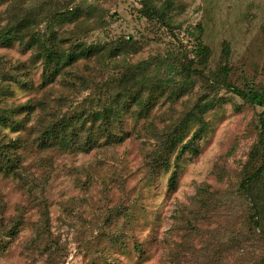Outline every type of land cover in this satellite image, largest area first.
<instances>
[{
    "label": "trees",
    "instance_id": "trees-1",
    "mask_svg": "<svg viewBox=\"0 0 264 264\" xmlns=\"http://www.w3.org/2000/svg\"><path fill=\"white\" fill-rule=\"evenodd\" d=\"M8 1L0 0V4ZM131 1L138 4L141 17L168 29L172 41L164 56L128 63L125 57L138 46L129 35L101 44L80 41L88 31L107 24L104 9L84 1L54 11L43 23L20 10L15 21L0 28L1 48L15 44L19 52H28L25 61L0 56V175L11 177L25 198L24 204H14L13 212L4 217L0 193V255L15 239L24 212L35 207L38 216L20 254L27 264L64 261L65 243L50 231L43 195L52 155L91 149L104 154L133 137L138 141L145 185L168 171L165 190L171 192L181 160L199 152V140L209 127L205 115L230 103V93L260 108L255 119L257 139L248 153L253 168L222 192L197 183L186 202L174 203L170 226L159 240L163 247L159 264H264V89L240 88L230 81L226 41L221 42L214 66L208 65L210 49L201 41L199 23L188 32L193 46L182 43L173 33L178 26L171 25L167 15L169 0L159 4L155 0ZM35 67L40 71L33 83ZM10 84L42 90L22 102L6 101ZM2 128L15 134L7 135ZM18 131H26V137ZM31 149L46 153L35 160L36 173L23 163L24 153ZM84 172L87 180H98L89 169ZM97 182L107 198L104 180ZM116 184L123 189L122 180ZM76 218L77 245L101 244L104 254L124 248L127 238H132V249L143 254L142 244L132 234L134 217L129 205L102 204L89 217L76 213Z\"/></svg>",
    "mask_w": 264,
    "mask_h": 264
},
{
    "label": "rangeland",
    "instance_id": "rangeland-1",
    "mask_svg": "<svg viewBox=\"0 0 264 264\" xmlns=\"http://www.w3.org/2000/svg\"><path fill=\"white\" fill-rule=\"evenodd\" d=\"M84 1L101 6L107 24L88 31L80 41L104 43L110 39L129 35L137 41V49L125 57L128 63H136L150 56H164L172 38L163 26L148 22L137 13L138 4L131 0H10L0 4V28L15 21L20 10L27 11L40 23L54 11L63 10L71 4ZM163 0H155L157 4ZM167 12L175 33L182 43L193 46L188 32L196 23L202 27L201 41L210 49L208 65L214 66L220 45H229L230 81L237 87L252 85L264 89V0H169ZM187 51L189 50L186 49ZM191 57V52H188ZM28 52H19L16 45L0 47V56L5 59L25 61ZM82 60L77 62L78 65ZM39 67L31 71V79H39ZM11 95L6 101L22 102L40 94L42 89L25 90L10 84ZM230 103L214 108L205 115L209 127L199 140V152L192 158L180 162L176 187L166 192L168 171L161 172L152 182L145 185L140 170L141 158L138 141L126 138L121 144L102 154L96 149L86 153L54 154L52 171L44 187V198L48 211L50 231L65 243V259L58 264H159L163 247L159 240L170 226V214L175 202H186L193 194L194 185L205 183L210 189L222 192L253 168L248 162V153L257 139L256 114L259 107L244 103L240 98L227 93ZM185 97V96H184ZM183 97V98H184ZM79 97L74 99L76 103ZM236 105L235 107L233 105ZM237 107V108H236ZM155 108L153 113L161 111ZM35 115V114H34ZM34 115L29 121L33 123ZM129 120L124 126L127 128ZM13 136L7 128L1 129ZM26 137V131L17 132ZM34 150L24 153L23 163L27 168L34 166L38 156ZM84 169L90 175L104 180L107 198H103L97 181L87 180ZM122 180V190L116 181ZM0 193L4 201L3 216L13 212V205L25 203L24 195L18 190L11 177L0 175ZM74 199V200H73ZM122 202L131 207L134 240L142 244L143 254L132 249L133 240L127 238L124 248L102 254L101 244L87 245L75 242L78 220L76 213L89 217L98 206ZM121 215V214H120ZM38 216L35 207L23 214L15 239L0 255V264H27L20 254L23 242L31 235V223ZM103 258L105 260H103ZM36 264H44L41 260Z\"/></svg>",
    "mask_w": 264,
    "mask_h": 264
}]
</instances>
